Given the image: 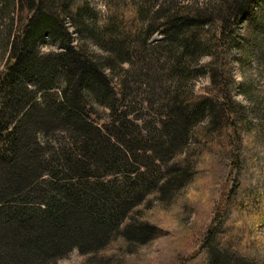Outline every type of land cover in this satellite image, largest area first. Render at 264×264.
I'll return each mask as SVG.
<instances>
[{
	"label": "trees",
	"instance_id": "16d2710c",
	"mask_svg": "<svg viewBox=\"0 0 264 264\" xmlns=\"http://www.w3.org/2000/svg\"><path fill=\"white\" fill-rule=\"evenodd\" d=\"M104 1L101 20L91 0H0V264L142 243L156 227L122 223L126 212L188 179L210 133L232 128L242 141L236 125L264 139V91L241 85L253 107L241 104L228 72L264 63V0ZM156 32L163 39L149 44ZM46 42L56 49L42 50ZM201 74L211 86L194 92L188 80ZM141 85L142 101L159 103L158 125L146 129L134 109ZM250 113L259 121L247 124ZM212 240L201 244L202 264H248Z\"/></svg>",
	"mask_w": 264,
	"mask_h": 264
},
{
	"label": "rangeland",
	"instance_id": "374dc122",
	"mask_svg": "<svg viewBox=\"0 0 264 264\" xmlns=\"http://www.w3.org/2000/svg\"><path fill=\"white\" fill-rule=\"evenodd\" d=\"M91 1L99 11L100 19L104 20L107 13L105 1ZM181 1L205 4L211 8L222 0ZM243 19L244 16L238 21V34L244 30L246 20ZM162 39L163 35L156 32L148 43ZM56 47V44L46 42L41 49L45 51ZM88 47L100 52L95 45L89 44ZM231 52L233 57L238 55L235 50ZM209 59V55L199 57L201 63ZM252 66L249 70L233 62L228 71L235 80V84L230 85L232 98L250 107L253 104L242 93L241 85H253L261 94L264 91V63L256 65L252 62ZM219 75L225 76L227 72L222 71ZM188 83L194 92H207L211 86L209 74H201L188 80ZM142 92L146 94L144 85L137 88L135 95L139 110L137 106L134 109L142 116L137 119L138 127L146 129L151 123L158 125L157 119L152 117L151 107H157L159 103L158 95L149 94L152 99L143 102L142 96L139 97L140 94L144 95ZM132 94L125 92L129 99H133ZM248 115L244 120L247 124L249 119L254 123L259 121L257 116L250 117L252 113ZM230 116L240 125L239 117L236 118L233 113ZM234 128L242 141L232 132V128L228 130L229 135H218V131L210 133L207 141L200 143L196 150L198 158L188 179L185 176V180L171 192L147 195L126 212L122 223L144 222L153 225L157 233L154 237L144 239L142 243L136 240L126 249L118 240L105 249L103 246L98 251L85 254L72 248L57 259V264H202L206 255L201 244L208 241L210 235L221 250L237 253L242 262L264 264V139L257 140L254 130L245 128L244 133L236 125ZM170 164L171 161L169 164L161 163L164 179L169 177L167 167Z\"/></svg>",
	"mask_w": 264,
	"mask_h": 264
}]
</instances>
